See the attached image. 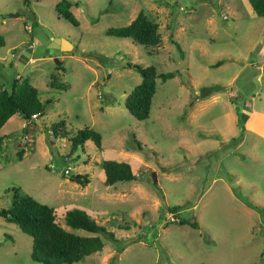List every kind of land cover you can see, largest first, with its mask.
<instances>
[{
  "label": "rangeland",
  "instance_id": "rangeland-1",
  "mask_svg": "<svg viewBox=\"0 0 264 264\" xmlns=\"http://www.w3.org/2000/svg\"><path fill=\"white\" fill-rule=\"evenodd\" d=\"M58 1L0 0V87L27 78L43 110L0 128V208L16 187L52 207L68 231L89 234L65 225L64 212L76 209L113 233L72 264H264V17L247 0H70L73 26L56 16ZM138 11L157 24L158 45L105 34ZM45 32L72 48L53 51L59 65L32 58L17 71L30 34ZM127 63L173 72L155 78L143 120L123 106L140 82ZM60 120L65 135L53 136L48 127ZM84 127L99 133V149L90 140L71 149ZM106 159L127 162L136 179L105 186ZM30 247L0 217V264H39Z\"/></svg>",
  "mask_w": 264,
  "mask_h": 264
},
{
  "label": "trees",
  "instance_id": "trees-1",
  "mask_svg": "<svg viewBox=\"0 0 264 264\" xmlns=\"http://www.w3.org/2000/svg\"><path fill=\"white\" fill-rule=\"evenodd\" d=\"M21 1L25 6L28 4V0ZM247 1L256 16L264 17V0ZM70 6V0H59L54 4V11L57 17L64 19L73 26H77V21L69 10ZM26 19L29 21L28 16ZM32 23H34V20ZM105 34L128 38L132 43L144 47H154L160 42L157 24L147 19L142 11H138L135 17L124 26L107 28ZM30 37H32V33ZM218 64H220V61H217L214 65ZM127 66L138 72L140 82L127 93L123 106L133 118L143 120L148 116L151 98L155 92V78L158 77L163 81L171 78L173 72L156 73L153 66H141L136 63H127ZM53 85V81H50V86L53 87ZM61 88H65V86L61 85ZM41 107L36 88L29 83L27 78L15 77L11 80L8 89L0 87V128L14 114L19 115L24 121H30L32 115L39 117L43 111ZM246 118L247 116L241 115L240 121L242 122ZM62 126L63 121L60 120L49 125L48 131L53 136L59 134L60 137H63L65 134L62 131L58 133ZM1 140L2 137L0 136V142ZM86 140H90L97 149L100 148L99 133L84 127L76 130L74 136L70 138L71 149H75ZM17 158H21L20 152H17ZM100 168L104 175L103 184L105 186L136 179L129 164L124 161L102 160ZM150 174L153 184L156 185L154 174L152 172ZM62 175L67 176L63 173ZM68 178L80 186L88 183L86 175L73 174ZM176 209L177 207H172L170 211L175 212ZM0 217L7 222L15 223L21 232L30 237L29 257L39 264H72L102 248L103 241L99 234L114 239L112 232L106 231L101 225L96 224L86 214L76 209L64 212L65 225L72 229H81L89 234L79 235L62 228L57 222L52 207L21 193L16 187L11 188L9 207L6 209L0 208ZM175 218L179 224L186 223L184 219L177 216ZM187 223L194 226L193 222L187 221Z\"/></svg>",
  "mask_w": 264,
  "mask_h": 264
},
{
  "label": "water",
  "instance_id": "water-1",
  "mask_svg": "<svg viewBox=\"0 0 264 264\" xmlns=\"http://www.w3.org/2000/svg\"><path fill=\"white\" fill-rule=\"evenodd\" d=\"M8 16H16V14H8ZM31 17L33 20L32 15ZM46 36L47 37L45 38H39L38 34L32 36L33 46L25 47V49L18 54V57L15 62L17 71H19L21 67L32 58L36 59L41 57H47L51 58L55 65H59L61 63L58 59L53 57V51L71 49V43L63 37H52L47 33Z\"/></svg>",
  "mask_w": 264,
  "mask_h": 264
},
{
  "label": "built area",
  "instance_id": "built-area-1",
  "mask_svg": "<svg viewBox=\"0 0 264 264\" xmlns=\"http://www.w3.org/2000/svg\"><path fill=\"white\" fill-rule=\"evenodd\" d=\"M34 117H35V115H32V118H34ZM62 173L65 174V175H68V173H69V167L63 168Z\"/></svg>",
  "mask_w": 264,
  "mask_h": 264
},
{
  "label": "flooded vegetation",
  "instance_id": "flooded-vegetation-1",
  "mask_svg": "<svg viewBox=\"0 0 264 264\" xmlns=\"http://www.w3.org/2000/svg\"><path fill=\"white\" fill-rule=\"evenodd\" d=\"M28 46L32 47V46H33L32 42H31V44H29Z\"/></svg>",
  "mask_w": 264,
  "mask_h": 264
},
{
  "label": "crops",
  "instance_id": "crops-1",
  "mask_svg": "<svg viewBox=\"0 0 264 264\" xmlns=\"http://www.w3.org/2000/svg\"><path fill=\"white\" fill-rule=\"evenodd\" d=\"M249 115H250V113H249ZM249 115H248V117H249ZM248 117L246 118V120L248 119Z\"/></svg>",
  "mask_w": 264,
  "mask_h": 264
}]
</instances>
